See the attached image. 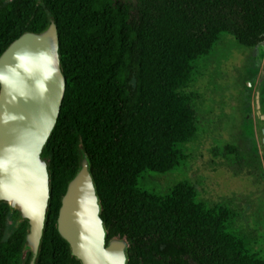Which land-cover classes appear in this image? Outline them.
<instances>
[{
	"label": "trees",
	"instance_id": "trees-1",
	"mask_svg": "<svg viewBox=\"0 0 264 264\" xmlns=\"http://www.w3.org/2000/svg\"><path fill=\"white\" fill-rule=\"evenodd\" d=\"M49 22L65 85L41 153L50 197L36 264H78L56 232V216L84 159L105 245L124 239L126 264H264L227 232L226 212L193 201L192 187L166 195L137 187L143 173L174 169L178 146L194 135V111L180 93L192 62L220 34L248 49L264 46V0H0V54ZM24 233L19 213L1 203L0 264H28Z\"/></svg>",
	"mask_w": 264,
	"mask_h": 264
},
{
	"label": "rangeland",
	"instance_id": "rangeland-1",
	"mask_svg": "<svg viewBox=\"0 0 264 264\" xmlns=\"http://www.w3.org/2000/svg\"><path fill=\"white\" fill-rule=\"evenodd\" d=\"M191 67L180 93L190 99L194 135L178 146L174 169L143 173L137 187L155 195L192 187L196 204L226 212L227 232L264 258V46L248 49L220 34Z\"/></svg>",
	"mask_w": 264,
	"mask_h": 264
},
{
	"label": "water",
	"instance_id": "water-1",
	"mask_svg": "<svg viewBox=\"0 0 264 264\" xmlns=\"http://www.w3.org/2000/svg\"><path fill=\"white\" fill-rule=\"evenodd\" d=\"M56 26L24 33L0 54V204L25 222L28 264H36L46 226L49 171L41 158L58 116L65 79L59 71ZM99 199L81 160L60 200L56 232L78 264H126L127 243L105 245Z\"/></svg>",
	"mask_w": 264,
	"mask_h": 264
}]
</instances>
